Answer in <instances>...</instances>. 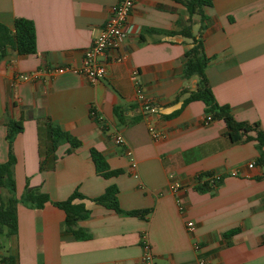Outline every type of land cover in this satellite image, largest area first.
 I'll return each instance as SVG.
<instances>
[{
    "label": "crops",
    "instance_id": "0c3cea01",
    "mask_svg": "<svg viewBox=\"0 0 264 264\" xmlns=\"http://www.w3.org/2000/svg\"><path fill=\"white\" fill-rule=\"evenodd\" d=\"M117 1L0 0V21L12 26L17 16L29 18L36 38L33 53L9 50L0 61V162L8 154L6 122L22 119L12 142L17 195L26 180L51 200L77 189L87 196L82 201L90 210L77 222L89 235L76 238L63 227L64 211L51 201L40 208L19 202L17 233L5 239L2 251L14 255L15 264H141L145 238L158 264H198L199 257L207 264H264V165L248 166L258 155L254 140L232 142L225 119L203 123L204 103H183L186 93L180 91L196 89L198 78L182 74L191 38L179 29L190 18L197 35L199 16H190L180 0H136L119 49L125 56L111 61L114 51L103 55L106 73L95 82L72 70L33 81L14 79L18 72L80 65L83 50ZM206 13L201 35L212 57L205 72L214 96L230 106L234 118L259 121L264 130V0H213ZM134 68L158 111L143 110L135 95ZM116 106L122 109L120 118ZM91 107L100 122L90 115ZM48 117L81 144L67 153L64 142L55 159H43ZM150 123L164 133L162 139H152ZM117 130L125 144H115ZM124 145L132 149L135 165ZM91 147L123 172L98 174ZM206 171L219 173L221 181L199 190L196 177ZM171 180L183 185V210L168 188ZM111 183L118 186L120 206L140 209L139 215L118 213L90 199ZM187 220L193 229L186 228ZM236 227L239 231L226 234Z\"/></svg>",
    "mask_w": 264,
    "mask_h": 264
},
{
    "label": "trees",
    "instance_id": "16d2710c",
    "mask_svg": "<svg viewBox=\"0 0 264 264\" xmlns=\"http://www.w3.org/2000/svg\"><path fill=\"white\" fill-rule=\"evenodd\" d=\"M186 7L189 15L199 16L198 34L192 32L193 21L189 18L187 22L179 29V32L186 37L191 38V44L184 51V62L182 65V74L184 77L196 76L198 78L197 88L194 90L183 89L179 95L186 93L183 103L192 100H201L204 103L205 112H210L212 119H225V134L232 142H245L254 140L258 149V155L255 163L260 166L264 165V130L259 121L237 120L231 114V108L228 104H220L211 89L208 77L206 75V67L212 57L205 51L202 31L207 25L208 14L206 9L213 4V0H180ZM9 50H14L18 54H29L36 50V38L34 23L31 19L17 16L13 20L12 26L0 21V61L9 54ZM93 111V113H92ZM116 115L120 118L122 109L120 106L115 107ZM90 115L100 122L95 109L90 108ZM138 118L134 117L129 122H134ZM48 129L49 143L45 152V158L51 156L55 159L56 148L68 142L69 147L65 152H71L74 148L81 144V140L64 130L56 122L49 117L46 120ZM23 128L22 119L8 120L6 122V140L8 143L7 158L0 162V261L3 264H15L16 257L4 249L5 239L17 233V206L19 202L33 207L40 208L46 202L51 201L53 205L61 208L65 217L63 227L66 231L71 232L74 237H87L89 233L77 226L80 219L86 218L90 214V210L83 203V199L87 198L85 194L75 189L70 195L61 200H51L47 192L43 191L39 185H30L28 180L20 195L16 193V183L14 176V164L16 161L15 154L12 149L14 137ZM90 156L98 174L104 177L118 175L123 172L121 168H111L104 154L95 147L89 149ZM43 159L40 162V168H43ZM213 171H206L197 175L195 187L199 190H211L215 188L221 181L210 177ZM118 186L115 183L107 185L104 191L90 199L100 203L118 213L136 214L141 213L140 209H123L118 202ZM239 228H232L226 234H234Z\"/></svg>",
    "mask_w": 264,
    "mask_h": 264
},
{
    "label": "built area",
    "instance_id": "2783aa9c",
    "mask_svg": "<svg viewBox=\"0 0 264 264\" xmlns=\"http://www.w3.org/2000/svg\"><path fill=\"white\" fill-rule=\"evenodd\" d=\"M136 0H118L110 9V13L106 22L100 27L97 34L92 38L89 46L83 50L81 63L78 66H72L69 64H59L48 67L37 68L31 71L18 72L14 75L15 80H27L33 81L41 77V75L46 74L52 77L58 73L72 70L77 73L87 76L90 81L95 82L102 78L106 73V61L102 56H106L109 51H114L111 56V61L121 60L125 55L120 53V44L125 36V26L131 10L135 4ZM132 78L134 83L135 95L138 99L142 101V108L146 112H156L159 110L160 106L158 103L154 102L150 98L146 97L144 94V89L142 82L140 80L139 72L136 68L132 70ZM93 110L94 108L91 107ZM93 113V111H92ZM201 120L203 123H208L212 120V115L210 112H205L201 114ZM149 133L154 140H160L165 135L164 133L157 129L153 124H148ZM113 140L115 144H125L124 136L120 131H115L113 133ZM125 146L124 152L129 157L132 165H135L133 151L129 146ZM255 165L254 161L248 163L249 167ZM232 173H235L233 171ZM137 176V173H135ZM219 173H214L209 179H220ZM169 190L174 195L175 201L177 203L178 209L183 210L184 206L181 200L180 190L183 185L178 180H171L168 185ZM186 228L191 230L194 228V223L192 220H187L185 222ZM143 251L140 256L141 264H158L155 257L151 251L150 244L148 240L143 238L142 241ZM195 249H199V244H194ZM198 264H207L204 257L198 258Z\"/></svg>",
    "mask_w": 264,
    "mask_h": 264
}]
</instances>
